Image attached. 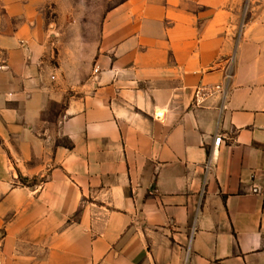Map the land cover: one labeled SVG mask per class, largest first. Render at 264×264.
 <instances>
[{
  "label": "crops",
  "instance_id": "crops-1",
  "mask_svg": "<svg viewBox=\"0 0 264 264\" xmlns=\"http://www.w3.org/2000/svg\"><path fill=\"white\" fill-rule=\"evenodd\" d=\"M20 2L0 0V264H264V1L123 0L88 56Z\"/></svg>",
  "mask_w": 264,
  "mask_h": 264
},
{
  "label": "rangeland",
  "instance_id": "rangeland-1",
  "mask_svg": "<svg viewBox=\"0 0 264 264\" xmlns=\"http://www.w3.org/2000/svg\"><path fill=\"white\" fill-rule=\"evenodd\" d=\"M123 0H21V5L30 13L34 22L40 23L46 30L48 40L54 43L55 53L73 49L78 43H84L87 56L94 41L99 37V29L104 24L110 9ZM0 5V20L3 17ZM88 70V69H87ZM61 105H51L44 114L47 120H55L60 113ZM10 144L0 138V149L8 152V163L13 165L10 155L15 146L12 138ZM55 143H63L54 138Z\"/></svg>",
  "mask_w": 264,
  "mask_h": 264
},
{
  "label": "built area",
  "instance_id": "built-area-1",
  "mask_svg": "<svg viewBox=\"0 0 264 264\" xmlns=\"http://www.w3.org/2000/svg\"><path fill=\"white\" fill-rule=\"evenodd\" d=\"M247 1H259V0H247ZM264 1V0H260ZM232 65L231 62H228L225 66L222 82L216 85H198L194 90V102L195 105L200 106L205 100L211 98L215 94H219L224 98L227 92V87L232 79ZM221 142V136L215 135L213 137V145L218 147ZM254 193H257V190H253Z\"/></svg>",
  "mask_w": 264,
  "mask_h": 264
}]
</instances>
